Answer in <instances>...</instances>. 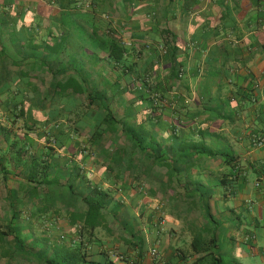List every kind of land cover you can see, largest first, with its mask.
Segmentation results:
<instances>
[{
    "label": "crops",
    "instance_id": "obj_1",
    "mask_svg": "<svg viewBox=\"0 0 264 264\" xmlns=\"http://www.w3.org/2000/svg\"><path fill=\"white\" fill-rule=\"evenodd\" d=\"M259 137L264 0H0V264H264Z\"/></svg>",
    "mask_w": 264,
    "mask_h": 264
},
{
    "label": "trees",
    "instance_id": "obj_2",
    "mask_svg": "<svg viewBox=\"0 0 264 264\" xmlns=\"http://www.w3.org/2000/svg\"><path fill=\"white\" fill-rule=\"evenodd\" d=\"M102 48L108 51L109 56L120 62L123 56L126 54L127 47L122 44L120 41L116 40L113 37H107L106 40H102L101 43ZM182 67V66H181ZM178 70V75H179ZM66 85L72 87L76 94H81L83 90L81 86L77 83L76 79H71L67 84L63 82H58L57 84V92L60 94H64L66 92ZM61 89V91H60ZM95 197H90L87 199V211L84 215L83 226L88 227L90 229H95L98 226H101L105 218L102 214V209L105 205V197L106 194L102 191H98ZM84 252L82 251L81 243H79L75 248L67 250L63 256L58 257L55 260L48 261L49 264H84ZM215 264H220V259L215 260Z\"/></svg>",
    "mask_w": 264,
    "mask_h": 264
},
{
    "label": "rangeland",
    "instance_id": "obj_3",
    "mask_svg": "<svg viewBox=\"0 0 264 264\" xmlns=\"http://www.w3.org/2000/svg\"><path fill=\"white\" fill-rule=\"evenodd\" d=\"M223 226V225H222ZM216 227V228H215ZM212 228L213 232L211 234H207V237H214L215 232H219L221 231L220 228H222L221 226H219L220 228H218L217 226H215ZM207 228V227H206ZM205 230V229H204ZM208 230V229H207ZM206 232V230H205ZM209 232V230H208ZM77 246V245H76ZM213 252L215 253L216 251L213 250ZM204 259L201 260L200 264H211V262L215 261V258L213 256V254H208L205 257H203ZM225 260L227 261V258L225 257ZM215 264V263H214ZM259 264V263H258Z\"/></svg>",
    "mask_w": 264,
    "mask_h": 264
},
{
    "label": "built area",
    "instance_id": "obj_4",
    "mask_svg": "<svg viewBox=\"0 0 264 264\" xmlns=\"http://www.w3.org/2000/svg\"><path fill=\"white\" fill-rule=\"evenodd\" d=\"M162 51H164L165 49H163L162 47H160ZM182 73L183 72V68L180 69L179 73ZM264 142V138L263 137H259L255 143L258 144V145H262ZM152 256L154 258H158V251L157 249H153L152 252H151ZM120 261H123V257L121 255H117L115 256V262H120Z\"/></svg>",
    "mask_w": 264,
    "mask_h": 264
}]
</instances>
